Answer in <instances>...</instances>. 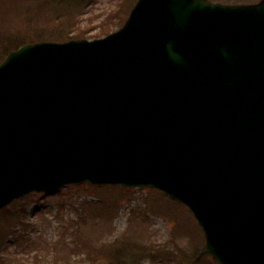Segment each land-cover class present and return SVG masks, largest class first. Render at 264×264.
Listing matches in <instances>:
<instances>
[{
    "label": "water",
    "instance_id": "obj_1",
    "mask_svg": "<svg viewBox=\"0 0 264 264\" xmlns=\"http://www.w3.org/2000/svg\"><path fill=\"white\" fill-rule=\"evenodd\" d=\"M83 182L156 188L219 264H264V0H138L104 39L7 56L0 209Z\"/></svg>",
    "mask_w": 264,
    "mask_h": 264
},
{
    "label": "rangeland",
    "instance_id": "obj_2",
    "mask_svg": "<svg viewBox=\"0 0 264 264\" xmlns=\"http://www.w3.org/2000/svg\"><path fill=\"white\" fill-rule=\"evenodd\" d=\"M10 1L11 0H3L0 4L7 6ZM38 1L42 2L41 6L43 10H45L46 7L49 9L51 7H56V9L50 10L53 13L52 17L60 16L59 13L68 17H75L77 12L79 28L83 30V38L88 40L101 38L105 34L116 31L120 22L126 18L125 14L131 3H134V0H55L56 4L52 2L53 0ZM211 1L241 3L257 0ZM21 5L22 4L19 6ZM36 5L37 3L33 4V7L30 8L33 9ZM9 8L13 10L16 6H14V8ZM69 36L72 37L74 34L71 33ZM85 188L86 187H83L84 190ZM80 192V189L71 187L49 197H41V195L36 196V199L40 198L41 203L39 200H35L36 204L33 203L32 207H30L27 212L30 220H32L30 222L35 226L33 232H35L36 238L42 236L49 242H57L59 239L58 229L62 226L63 222L65 220L73 221L72 218L78 219V214L80 212H75L74 210H80V204L89 200L90 202H101L100 208L109 219L104 221L101 217L103 214L101 210L100 213H97V211H95L97 209L90 208V210H94L93 213L94 215L97 214V217L88 218L86 222L84 221L81 223L78 228L79 233H73V235H78L80 239L82 238L87 245L90 237H99L110 225L111 230L107 234L101 235V240L114 242L120 239L127 243L141 244L143 247H145V244H150L153 249L156 250H183L191 257H196L201 252L199 248L203 246V241L202 238L199 237L193 221L189 218L188 212L182 207L172 204L154 191L132 189L129 198V195L121 193L118 189L88 188L87 192L83 194H86V197L90 199H82ZM110 201H113L114 204L119 206L118 215L113 216V207L105 211L110 207ZM38 204H40L39 208L35 209V206H38ZM35 210L44 213V217H42L43 214H41L44 222H41L38 215L35 216ZM143 212L146 213L149 220L144 221L142 219V217L144 218ZM1 214L0 212V222L6 217V215L1 217ZM91 242L94 246L97 245V241ZM20 246L9 247V252L4 253L6 262L10 260V264H34V258H37L39 253H34V249L32 248L30 250H25ZM131 246L134 245H129L128 247ZM123 247H126V252H128L126 244L123 245ZM135 248L136 246H134V249ZM56 249L57 253H55L53 257L48 258L50 261L45 264H65L67 258H69V262H71V260L73 261L72 264H110L111 259L115 258L111 256L105 259L104 256L101 255L90 260L88 256H85V252L69 253L68 248H64L59 244L56 245ZM134 249L131 250L134 251ZM1 256L3 257V255ZM54 257L61 260L53 262L52 259H54ZM116 260H119L123 264H149V262L143 258L136 261L131 259V257H125V259H123L116 256ZM204 261V264L211 262L207 258H205ZM182 264L190 263L183 261Z\"/></svg>",
    "mask_w": 264,
    "mask_h": 264
},
{
    "label": "trees",
    "instance_id": "obj_3",
    "mask_svg": "<svg viewBox=\"0 0 264 264\" xmlns=\"http://www.w3.org/2000/svg\"><path fill=\"white\" fill-rule=\"evenodd\" d=\"M3 0H0L2 2ZM34 8L33 4H36ZM22 4L21 6H19ZM42 2L38 0H11L7 6L0 4V55L2 57L8 52L18 48L23 44L34 43L42 40H55V41H65L71 38L77 39L83 36V30L78 27V22L74 17L68 16H58L52 17L53 13L50 11L55 9V7H51L50 9L46 7L45 10L42 9ZM15 9H10L14 8ZM38 6V7H37ZM73 33L74 36L70 37L69 34ZM21 203L17 202L16 204ZM7 217L4 218L3 222H0V246L4 239L6 240L9 237H12L14 242H24L25 239H28L26 243H30L33 245V248H39L43 250V256L40 257L45 262V258L48 250L50 249L49 244L41 243L37 241H31L34 239H30L25 230L17 231V228H21L26 225L23 215V204L15 207V209L11 210V212L7 213ZM91 246H90V244ZM128 248V252H126V247L120 248H109L108 245L102 246H94L90 239H88L89 245V253H98L101 252L105 256L114 255L125 259V257H131L134 260L146 259L149 260L150 264H159V262L155 263V260H164L166 259L170 262V257H175L174 264H181L182 261H190V264H200L205 260L206 255L201 251L198 256L191 257L186 251L183 250H175L174 251H155L152 253H148L151 250L149 245H145L143 247L141 244H132L123 242L121 245H125ZM129 245L134 246L128 247ZM131 249H134L132 251ZM167 252V253H166ZM56 261L58 259H55ZM59 259L58 261H60ZM151 260V261H150ZM113 264H123L119 260H112ZM68 258H67V263Z\"/></svg>",
    "mask_w": 264,
    "mask_h": 264
},
{
    "label": "clouds",
    "instance_id": "obj_4",
    "mask_svg": "<svg viewBox=\"0 0 264 264\" xmlns=\"http://www.w3.org/2000/svg\"><path fill=\"white\" fill-rule=\"evenodd\" d=\"M174 58L179 59V56L177 54H174Z\"/></svg>",
    "mask_w": 264,
    "mask_h": 264
}]
</instances>
